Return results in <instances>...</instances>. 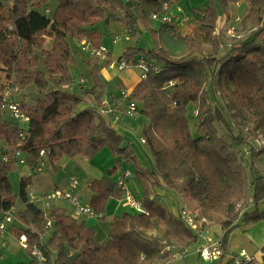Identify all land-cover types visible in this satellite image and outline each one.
<instances>
[{
  "label": "trees",
  "instance_id": "1",
  "mask_svg": "<svg viewBox=\"0 0 264 264\" xmlns=\"http://www.w3.org/2000/svg\"><path fill=\"white\" fill-rule=\"evenodd\" d=\"M43 1L0 0V220L21 203L13 237L25 235L45 257L40 263L26 249L30 260L20 264H170L198 237L160 203L165 189L219 224L225 243L234 229L264 221V209L258 207L264 177L254 172L253 161L264 154V148L256 152V141H264V0H210L205 8L191 9L182 8V0H58L52 16L40 9ZM169 12L180 20H160L157 28L152 16ZM116 19L132 37L142 26L154 44L148 51L129 46L119 59L133 67L145 56L150 65L129 96L142 119L141 136L153 160L149 168L110 125L111 116L100 113L113 102L104 104L107 83L99 61L88 62L90 81L75 84L71 74L77 59L69 40L99 48L98 22ZM222 22L236 34L228 36ZM4 82L18 87L27 127L11 119L1 95ZM233 118L243 122L242 128ZM103 149L114 157V167L89 184L91 208L103 215L109 200H123L114 178L125 162L135 168L130 172L142 188L145 210L113 218L105 244L95 228L64 208L52 205L46 211L30 202L29 178L21 177L18 193L13 192L10 176L18 167V151L34 168L43 162L55 167L63 156L93 158ZM247 170L255 205L240 215Z\"/></svg>",
  "mask_w": 264,
  "mask_h": 264
},
{
  "label": "built area",
  "instance_id": "2",
  "mask_svg": "<svg viewBox=\"0 0 264 264\" xmlns=\"http://www.w3.org/2000/svg\"><path fill=\"white\" fill-rule=\"evenodd\" d=\"M166 10V9H165ZM179 12L181 10L179 9ZM154 21H162V22H171V21H179V18H175L172 14L167 13L162 18L157 16H152ZM182 22L185 19L181 20ZM227 31L228 36H234L236 34V30L234 27H229ZM119 39H116L117 41ZM125 40L129 41L130 38L128 36L125 37ZM83 50L91 54V56L95 57L99 61H106L108 66L112 69H117L120 72H123L127 69H138L141 72V79L145 78L146 75L150 72V65L146 61L144 57H141L136 66H130L124 60L112 62L109 59L108 51L104 47L94 48L90 43L85 41L82 42ZM159 68H155V71H158ZM80 83H85V79H80ZM1 95L3 99L7 102V110L11 116V119L17 122L21 127H27L30 122L29 117L21 110L20 102L17 99L19 95V89L12 82H4L2 84ZM130 94L123 92L122 98L127 100L128 107H127V115L133 117L137 115L136 105L133 101L129 99ZM108 103V101H104V104ZM106 114L108 112H105ZM102 112V114H105ZM119 117H114L109 119L110 125L113 127L119 122ZM145 143V140H142ZM256 152L260 149L264 148V141L261 137L258 141H256ZM246 157L250 156V153L247 149L243 150ZM42 157H45L47 154L45 151L40 153ZM16 157L18 159V166H25L27 167V173L25 177L27 178H34L37 175L43 173L45 168V163H41L40 165L31 168L26 165L24 158L22 157L21 153L18 151L16 152ZM264 160V154L262 155ZM132 178V174L130 171H124L117 177V184L118 187L124 191L125 195L123 201L133 209L136 213L144 214L145 210L142 206V203L134 193L129 189L128 183ZM79 181L71 176L66 188L63 190H55L49 194H35L32 192H28L29 201L39 205L42 209L48 211L52 206V203L58 200H65L71 203L74 207V217L78 219H91L96 218L100 219L101 214H96L91 206L83 204L78 198L72 195V192L75 191L79 187ZM255 205L253 199L250 197L248 200V205L242 209L240 215H243L246 211L252 208ZM19 211L18 206L13 207L11 210L6 211L2 214V219L0 220V263L1 260L4 259L5 250L8 248L11 239L13 238L11 227L15 224H18L16 215ZM182 222H184L198 237V242L194 247V253L200 259L213 263V264H223L225 258V241L223 239V234L216 235L212 231V224L204 218L199 211H194L192 209L187 208L186 206L183 207L180 211L179 217ZM16 239V238H15ZM20 247L31 250L32 255L37 259L38 262L44 263L45 257L43 256L42 252L36 246H30L27 241V237L25 235H21L17 239ZM230 264H258L252 263L251 259L246 256L242 255L241 257L234 258L231 260Z\"/></svg>",
  "mask_w": 264,
  "mask_h": 264
},
{
  "label": "rangeland",
  "instance_id": "3",
  "mask_svg": "<svg viewBox=\"0 0 264 264\" xmlns=\"http://www.w3.org/2000/svg\"><path fill=\"white\" fill-rule=\"evenodd\" d=\"M210 0H182L180 5L182 8L184 9H191V8H205L206 6H208ZM58 5V0H46L43 1L40 4V9L43 11L44 8H48L51 11V16L54 14L55 9ZM173 16H175L174 13H171ZM175 18H178L177 15L175 16ZM156 22V26L157 28L160 26V22L159 21H155ZM228 23L226 22H222L221 23V27L223 28V30H228L229 29V25H227ZM97 30L101 33L102 35V39H101V47H104L110 54L112 53L113 57L111 56V58L113 60H117L118 56H120L123 53V50H125L127 47L129 46H138L140 48H144L145 50H151L153 48V40L150 37V35L147 33V31L144 30V28L141 26V29L139 28V31L135 34V36H129L128 33L126 32V27L124 22H122V20H101L100 22H98L97 24ZM126 32V33H125ZM128 36L130 38L129 41L125 40V37ZM115 38H119V42L116 44L114 43ZM86 42V41H85ZM70 43V47L72 49L73 52H75L76 54V59L77 62L76 64L72 67L71 70V74L73 77V80L75 82V84L78 83V79L80 77H84L86 80L90 81V67L88 65V62L90 61V59H93L95 61H99L98 59H96L95 57L91 56L90 53L85 52L83 50V46L82 43H79L76 40H69ZM88 43V42H87ZM206 51L207 53H211L212 52V48L207 46L206 47ZM145 57V56H143ZM99 66L102 69H104V67H106L107 69H109L108 63L106 61H99ZM107 83V82H106ZM119 81H116V86L118 85ZM109 86V87H108ZM76 92L81 93L80 88L78 87H74L73 89ZM106 97H111L114 96V91L112 89L111 84L107 83V88H106ZM218 94H221V90L218 88ZM32 92L29 91V95H31ZM223 97V96H222ZM21 98V95L17 96V99L19 100ZM223 102L226 103V98H222ZM194 106L191 105L190 106V112H189V117L192 118V115L194 114L193 112ZM126 120H128V118H125ZM141 120H139V122L137 124H134L131 126L130 131L132 132L133 135H135L137 138H141ZM233 123L235 125L240 126V128H242L243 126V122L239 119V118H233ZM144 121V119H143ZM241 121V122H240ZM125 123H123L124 125ZM192 131L193 134L195 136H197V133H195V129L192 126ZM218 135H223V132L220 130V128L218 127ZM2 148V143L0 141V149ZM239 151V148L237 149V152ZM249 161V160H248ZM123 165V169L122 171H133L135 168L133 165H129L127 163H122ZM58 170H57V174H53L52 168H48L46 173H48L49 176H52V183L53 184H58L59 183H63V180H67L69 181L70 177L73 176L75 177L79 182H80V186L81 189H86V184H89V182L98 179L101 177V175L97 172L96 170H102L103 169V173L106 174L107 173V169L109 168H113L114 167V157L111 156V154L108 151H103L100 154H98L96 157L93 158H88V157H84V156H79V157H75V158H70V157H66L63 156L59 161H58ZM22 170V166H18L17 170L11 174L10 178H11V182H12V189L14 194H17L19 191V187H18V175L20 173V171ZM50 170V171H49ZM255 172V171H254ZM244 178H245V186H244V191L242 194V197L238 203L237 206V211L241 212L242 209L244 207H246L248 205V200L250 198V190L249 187L251 185V181H252V176L249 173V170L244 172ZM67 181V184H68ZM67 186V185H66ZM130 190H135V187L132 183H130ZM32 188V189H31ZM29 190L31 191H36V189H33V187H31ZM66 188V187H65ZM64 188V189H65ZM64 189H62L64 191ZM80 189V190H81ZM133 192V191H132ZM173 193H175L174 191H172ZM176 194V193H175ZM171 195L170 197H164L162 198L161 195V199H160V203L164 206L169 208V210H172L174 212V214L176 216H178L180 214V210L182 207L187 206L186 203H188L187 201H185L181 196L178 195L180 197V201L177 198V196ZM72 195H74V191L72 192ZM167 199V200H166ZM60 201V200H58ZM56 202V201H55ZM67 203L70 204V202L66 201ZM87 203V201H85ZM170 203L173 204L170 205ZM189 204V203H188ZM71 205V204H70ZM71 207L73 208V214L74 212V207L71 205ZM66 209H70L71 208L66 205ZM251 209V208H250ZM125 213H129V214H135L136 212L133 209H129L126 207V209H120L119 214H125ZM118 214V215H119ZM120 216V215H119ZM110 215L108 216V219H110ZM104 221V220H103ZM104 229L106 230V232L108 233L109 236V232H110V223L108 222V220L106 219L103 223H102ZM215 223L212 222V227H215ZM158 233L153 232L151 233V235L156 236ZM97 239L100 241H104V234L102 231H99L98 235H97ZM4 259L3 261H1L3 264H20L23 262H28L30 260V256H28L27 251L20 247L17 239H11L8 248L5 250L4 253ZM188 256V255H187ZM175 259V257H174ZM195 264H213V263H209L206 262L198 257H193ZM175 264H182L181 263H175Z\"/></svg>",
  "mask_w": 264,
  "mask_h": 264
},
{
  "label": "crops",
  "instance_id": "4",
  "mask_svg": "<svg viewBox=\"0 0 264 264\" xmlns=\"http://www.w3.org/2000/svg\"><path fill=\"white\" fill-rule=\"evenodd\" d=\"M2 1H4V0H2ZM44 12L47 14L51 13V11L48 8H46V9L44 8ZM139 28L141 29L140 25H139ZM116 39H119V38H115V40ZM115 40H114V43L117 44L119 42V40H117V41H115ZM123 52H124V50H123ZM108 54H109V59L112 62L116 63L117 61H119V59L123 53L120 56H118L116 61L111 58V56L113 57L112 53L110 54L108 52ZM107 67L109 69L104 67V69L101 70V76L103 77V79L108 84H111L115 95L114 96L111 95V97H105L104 98V101L106 100L108 102H113V105L111 107L107 106V107L102 108L100 110V113L108 112L107 114L105 113L103 115L104 116L110 115L111 118H114V117L120 118L119 122L116 125H114L113 128L125 139V142L128 144L129 148L132 150L134 155L138 158V160L142 164L143 168H149L152 166L153 160H152V156H151L150 152L148 151L146 145L142 142L143 137L137 138L130 131L131 126L134 124H137L141 118L138 115L133 116V117L127 115L126 111H127V107H128V102H127V100H124L122 98L123 92L130 94L135 89V87L140 83V81L142 80L141 79V72L136 68L135 69L134 68L133 69H127L123 72H120L117 69H112L109 66H107ZM80 79H85V78L82 76L78 79V81ZM116 81H119L117 86L115 85ZM125 118H128V120H126ZM123 123H125V124L123 125ZM140 124H141V127H140V129H141L142 128V120H141ZM103 151H108V150L103 149L98 154H100ZM96 156H94V157H96ZM111 156H112V154H111ZM247 159L250 161V156L247 157ZM253 161H254V168H255L254 171L257 172V174L259 176L264 177V160L262 158H254ZM57 164H58V162H57ZM57 164L55 165V167H52L46 163L44 171L42 174L37 175L34 178H29L30 179L29 189L31 187H33V189H36V191L34 192V191H31L28 189V192H32L35 194H49L55 190L64 189L67 185L68 179L63 180V183L61 182L58 184V182H57V184H53L52 183V176H49L48 173H46L48 168L49 169L52 168L53 171H51V172H53V174H57V170H58ZM97 172L101 175V177L106 175L103 173V169L102 170L101 169L96 170V173ZM26 173H27V167L22 166V170L20 171V173L18 175V184L20 183L21 177L25 176ZM121 173H122V171L117 174V176L114 178L115 181L117 180V177ZM91 182H89V184ZM130 183H132L135 187V190H132V191H133L134 195L136 196V198H138V199L142 198L143 191H142V188H141L138 180L135 177H133L129 181L128 187L130 186ZM89 184H86V189H83V190L81 189V187H78L74 191V195H73L74 197L78 198L83 204L88 205V206H90V201H91V197L88 194ZM18 187H19V185H18ZM129 189H130V187H129ZM174 194L175 193H173L171 190H168V189H165L164 191H162V196H164V197L165 196L170 197L171 195H174ZM175 196H177V198L180 201V197L176 194H175ZM85 201H87V203ZM70 204L67 203L65 200H60V201H56V202L52 203V205H57L61 208H64L68 214L74 216L73 208L71 207ZM66 205H68L71 208V210L70 209L67 210ZM170 205H172V207H173L172 203H170ZM17 206L19 209H21L23 207L21 203H18ZM126 207L131 209L130 207H128V205L123 200L122 201H118V200H114V199L109 200L107 205H106V212L103 214L104 221L107 219L108 222L110 223L113 220V218L121 215V214H119L120 209H123V208L126 209ZM258 207L260 209H264V200L258 205ZM170 211L173 215H175L172 210H170ZM109 215L111 217L110 219H108ZM176 217H179V215ZM82 220L86 221L88 227L95 228L97 235H98L99 231L103 232L104 241L103 242L101 241L102 243L105 244L108 241L109 236H108V233L106 232V230L104 229V227L102 225V223L104 222L103 220H99L96 218L82 219ZM212 231L216 235H220V234L224 233L222 227L219 224H216L215 227H212ZM12 239H15V238L13 237ZM195 245L193 247H191L183 256H181V255L177 256L176 259L173 260V262H171L170 264L181 263V262H182V264H195L193 257L194 256L198 257L194 253ZM263 247H264V221H261V222L256 223V224H249V225L240 226V227L234 229L230 233V235L228 236L227 242L225 243V258H224L223 264H228L234 258L241 257L242 255L248 256L251 259L252 263H259L260 264L262 261V257H263ZM1 261H3V260H1ZM0 264H3V263L1 262Z\"/></svg>",
  "mask_w": 264,
  "mask_h": 264
}]
</instances>
